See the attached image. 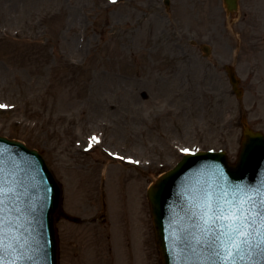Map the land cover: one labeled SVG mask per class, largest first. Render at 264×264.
Here are the masks:
<instances>
[{"label":"rangeland","instance_id":"1","mask_svg":"<svg viewBox=\"0 0 264 264\" xmlns=\"http://www.w3.org/2000/svg\"><path fill=\"white\" fill-rule=\"evenodd\" d=\"M163 1L0 0V135L62 186L58 264H163L150 183L184 149L234 161L243 115L264 133V0Z\"/></svg>","mask_w":264,"mask_h":264},{"label":"water","instance_id":"2","mask_svg":"<svg viewBox=\"0 0 264 264\" xmlns=\"http://www.w3.org/2000/svg\"><path fill=\"white\" fill-rule=\"evenodd\" d=\"M223 2L228 12L237 9V0ZM203 50L208 52L207 47ZM227 73L240 96L238 79L232 69L227 68ZM262 192L261 132L244 125L235 164L223 151L185 155L147 189L163 264H209L208 252L197 243L203 212L217 203L228 207L249 197L256 199ZM61 195L60 184L38 152L0 136V264H58L54 221L62 213ZM254 227L264 231L259 220ZM255 245L252 241V246L242 249L244 260L237 257V264H264V249Z\"/></svg>","mask_w":264,"mask_h":264},{"label":"snow or ice","instance_id":"3","mask_svg":"<svg viewBox=\"0 0 264 264\" xmlns=\"http://www.w3.org/2000/svg\"><path fill=\"white\" fill-rule=\"evenodd\" d=\"M3 107L6 106L0 105ZM257 220L264 229V192L256 199L249 197L228 207L219 203L215 207L208 206L202 214L201 237L197 243L208 252L209 264H237V257L243 261L240 252L244 247L252 246V241H256V247L264 249V231L254 227Z\"/></svg>","mask_w":264,"mask_h":264},{"label":"bare ground","instance_id":"4","mask_svg":"<svg viewBox=\"0 0 264 264\" xmlns=\"http://www.w3.org/2000/svg\"><path fill=\"white\" fill-rule=\"evenodd\" d=\"M97 239H98V237H97Z\"/></svg>","mask_w":264,"mask_h":264}]
</instances>
